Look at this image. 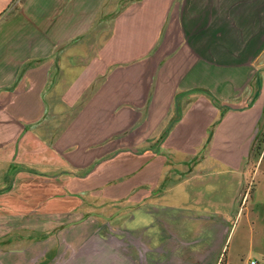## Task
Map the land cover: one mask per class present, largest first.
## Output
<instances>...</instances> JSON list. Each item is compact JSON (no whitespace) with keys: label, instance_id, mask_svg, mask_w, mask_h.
I'll return each instance as SVG.
<instances>
[{"label":"crops","instance_id":"1","mask_svg":"<svg viewBox=\"0 0 264 264\" xmlns=\"http://www.w3.org/2000/svg\"><path fill=\"white\" fill-rule=\"evenodd\" d=\"M263 126L264 0H0V226L96 217L94 262L17 236L0 264H230Z\"/></svg>","mask_w":264,"mask_h":264},{"label":"rangeland","instance_id":"2","mask_svg":"<svg viewBox=\"0 0 264 264\" xmlns=\"http://www.w3.org/2000/svg\"><path fill=\"white\" fill-rule=\"evenodd\" d=\"M105 33L106 30L94 34L81 43L72 45L70 51L60 52L59 54L64 56L59 60L66 59L70 62L79 63L82 56L84 58L86 54L77 50L79 46H83L85 51L88 49L86 47L93 48L99 44ZM52 78L55 76L53 75ZM68 113L67 110L57 115L47 116L39 125L40 134L45 138L55 135L69 118ZM251 159L249 174L244 169L236 171L237 177L232 182V188L242 189L246 179L249 178L252 195L255 196L258 205L253 213L241 212L233 225L227 244L229 247L228 255L231 258L230 264H239V258L242 261L258 259L261 263V254H264V126L257 135ZM227 170V167L222 166L219 171L227 172ZM86 207V209L78 212L56 216L55 219L52 215L41 212L2 218L0 254L8 251L11 247L21 246V244L16 245L14 242V238L17 236L24 237L22 248L29 251L36 241L41 242L34 247H39V251H46L48 247H51L47 241L55 236L56 243L54 246L52 245V250L71 251L72 255L87 253L88 260L93 259L94 262L96 247L95 206Z\"/></svg>","mask_w":264,"mask_h":264},{"label":"built area","instance_id":"3","mask_svg":"<svg viewBox=\"0 0 264 264\" xmlns=\"http://www.w3.org/2000/svg\"><path fill=\"white\" fill-rule=\"evenodd\" d=\"M241 264H258V262L255 259H248L246 261H241Z\"/></svg>","mask_w":264,"mask_h":264},{"label":"water","instance_id":"4","mask_svg":"<svg viewBox=\"0 0 264 264\" xmlns=\"http://www.w3.org/2000/svg\"><path fill=\"white\" fill-rule=\"evenodd\" d=\"M230 109L235 110V109H233V108H230Z\"/></svg>","mask_w":264,"mask_h":264}]
</instances>
